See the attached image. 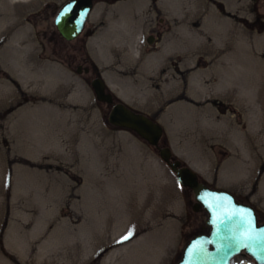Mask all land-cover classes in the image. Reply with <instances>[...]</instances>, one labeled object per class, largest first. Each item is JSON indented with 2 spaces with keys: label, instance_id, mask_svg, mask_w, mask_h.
<instances>
[{
  "label": "rangeland",
  "instance_id": "374dc122",
  "mask_svg": "<svg viewBox=\"0 0 264 264\" xmlns=\"http://www.w3.org/2000/svg\"><path fill=\"white\" fill-rule=\"evenodd\" d=\"M66 1L8 0L20 18L0 34V264H176L201 233L207 214L158 151L108 124L97 77L264 223V0H93L72 42L54 25Z\"/></svg>",
  "mask_w": 264,
  "mask_h": 264
},
{
  "label": "water",
  "instance_id": "95a60500",
  "mask_svg": "<svg viewBox=\"0 0 264 264\" xmlns=\"http://www.w3.org/2000/svg\"><path fill=\"white\" fill-rule=\"evenodd\" d=\"M69 0L58 10L54 25L59 35L67 42L74 41L83 31L93 9V0H72V11L61 16ZM59 21V22H58ZM148 44L153 43L149 37ZM81 73V67L77 68ZM88 72V69H84ZM95 98L111 106L107 122L110 126L129 131L157 149L160 159L182 181L181 187L194 194L195 211L202 208L207 213L205 226L208 234L196 235L182 250L177 264H230L231 260L244 252L256 264H264V223L260 224L254 207L239 202L230 192L213 189L201 182L198 175L181 161L173 158L169 147H160L164 130L150 117L135 112L121 102H116L112 93L100 77L90 83ZM237 244L240 246L237 247ZM247 247H244V245Z\"/></svg>",
  "mask_w": 264,
  "mask_h": 264
},
{
  "label": "bare ground",
  "instance_id": "6f19581e",
  "mask_svg": "<svg viewBox=\"0 0 264 264\" xmlns=\"http://www.w3.org/2000/svg\"><path fill=\"white\" fill-rule=\"evenodd\" d=\"M24 1H26V0H12V2H15V3H20V2L24 3ZM10 6H11V4L8 2V0H0V27L1 28L3 27V30L0 31V34L4 33V30H6V28H7L5 21H7L9 19H14L15 21H18L20 18L19 12H15L14 14L9 13V7ZM123 56H126V54H124ZM5 86L6 85H4L3 88H5ZM4 97L5 96H3V98Z\"/></svg>",
  "mask_w": 264,
  "mask_h": 264
},
{
  "label": "snow or ice",
  "instance_id": "6c2138e0",
  "mask_svg": "<svg viewBox=\"0 0 264 264\" xmlns=\"http://www.w3.org/2000/svg\"><path fill=\"white\" fill-rule=\"evenodd\" d=\"M71 4H72V0H69V5H66L65 6V9L62 11L61 13V16H68L71 14V11L73 10L72 7H71ZM59 22V21H58ZM177 185L178 186H181L182 185V181L179 180V178L177 179ZM131 236V233H129L128 235L124 236L122 238L123 241H127ZM240 245L237 244V247H239ZM244 247H247V245L245 244Z\"/></svg>",
  "mask_w": 264,
  "mask_h": 264
},
{
  "label": "flooded vegetation",
  "instance_id": "af4514ba",
  "mask_svg": "<svg viewBox=\"0 0 264 264\" xmlns=\"http://www.w3.org/2000/svg\"><path fill=\"white\" fill-rule=\"evenodd\" d=\"M193 206V205H192ZM200 210H202V209H200ZM204 226V225H203ZM201 233H207V230L205 229V227H203V229H202V231H200ZM246 257H248L246 254H244V253H241L240 255H238V256H236L235 258H233L232 259V261H231V264H233L237 259H239V258H246ZM240 263V261L239 262H237L236 264H239Z\"/></svg>",
  "mask_w": 264,
  "mask_h": 264
}]
</instances>
